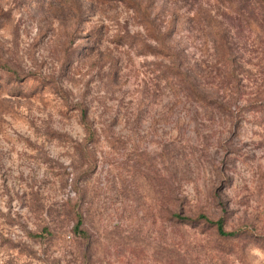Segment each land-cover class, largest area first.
<instances>
[{
  "label": "rangeland",
  "instance_id": "1",
  "mask_svg": "<svg viewBox=\"0 0 264 264\" xmlns=\"http://www.w3.org/2000/svg\"><path fill=\"white\" fill-rule=\"evenodd\" d=\"M137 1L208 102L123 2L0 0V264H264V0Z\"/></svg>",
  "mask_w": 264,
  "mask_h": 264
},
{
  "label": "trees",
  "instance_id": "2",
  "mask_svg": "<svg viewBox=\"0 0 264 264\" xmlns=\"http://www.w3.org/2000/svg\"><path fill=\"white\" fill-rule=\"evenodd\" d=\"M132 8L134 16L138 24L142 26L143 33L136 34V36L122 32L116 34V41L118 42H130L132 45L138 47V53L144 55H153L159 61H155L156 70L159 72V77L164 81L165 86L169 89L176 99H180V93L186 92L187 97L200 98L203 102H208L210 98L207 95H199L194 83L190 79L189 75H183L180 68V63L177 60V55L174 53V48L168 43L167 35L158 27L154 19L151 18L150 12L140 4L137 0H118ZM144 34V37L142 35ZM137 38V39H136ZM220 105H226L223 102H219ZM84 126L89 133H95V129L92 124L87 120L86 114L83 116ZM171 216L179 219L182 222L191 220V216L183 215V210L172 209L167 210ZM76 224L75 230H81L80 227L83 224L82 217L79 212H76ZM197 220H204L216 227V233L219 237H231L236 234L235 231H228L224 229L222 219L212 220L204 213H199L195 217ZM46 230V229H44Z\"/></svg>",
  "mask_w": 264,
  "mask_h": 264
}]
</instances>
